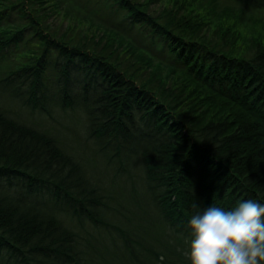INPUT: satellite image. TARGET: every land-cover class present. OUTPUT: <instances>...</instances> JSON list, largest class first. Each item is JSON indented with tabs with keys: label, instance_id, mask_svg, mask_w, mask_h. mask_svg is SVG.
<instances>
[{
	"label": "trees",
	"instance_id": "1",
	"mask_svg": "<svg viewBox=\"0 0 264 264\" xmlns=\"http://www.w3.org/2000/svg\"><path fill=\"white\" fill-rule=\"evenodd\" d=\"M75 1L0 0V252L14 264H190L194 214L264 204V19L246 14L264 0H86L123 32ZM54 13L72 35L51 30ZM78 18L88 26L74 32ZM49 103L76 105L93 150L2 106Z\"/></svg>",
	"mask_w": 264,
	"mask_h": 264
},
{
	"label": "clouds",
	"instance_id": "2",
	"mask_svg": "<svg viewBox=\"0 0 264 264\" xmlns=\"http://www.w3.org/2000/svg\"><path fill=\"white\" fill-rule=\"evenodd\" d=\"M190 264H264V204L244 200L232 210L208 206L188 221Z\"/></svg>",
	"mask_w": 264,
	"mask_h": 264
},
{
	"label": "rangeland",
	"instance_id": "3",
	"mask_svg": "<svg viewBox=\"0 0 264 264\" xmlns=\"http://www.w3.org/2000/svg\"><path fill=\"white\" fill-rule=\"evenodd\" d=\"M95 1H91L89 3H86V0H76L75 3L77 4L81 10L89 13L94 21L100 22L103 24L105 27H109L112 29H119L121 32H123V29L120 28L119 25V17L116 15H113L109 12V10L103 9L101 4H96L94 3ZM83 3H86L87 6H84ZM157 4H160L158 2ZM156 4V5H157ZM155 5V6H156ZM246 14H250V18L252 19H259L263 20L264 14L262 11L257 10V9H249L248 11L246 10ZM80 21L81 18H78ZM86 19H83V21L76 27V31L73 30L74 32L80 31L79 28L86 29L88 26V23L85 21ZM78 21V20H77ZM250 21V20H249ZM48 23L51 25V30L56 29L57 30V35H59L60 32H65L67 35H72L73 32L71 31L72 29V24L74 23V20L70 19L69 17L63 15L62 13L52 15L48 19ZM71 24V25H70ZM264 25L263 23H260ZM258 24V27L259 25ZM71 27V28H70ZM95 27V26H93ZM74 28V27H73ZM90 32H94L95 34H99L97 28L96 29H89ZM129 34L131 35L130 37L132 38L134 43L139 42V36L136 34V31H130ZM145 40H141L143 42ZM23 49L24 46H20L18 48H15L11 50L10 52L8 51V56L4 57L6 60L7 58L9 59V63L11 61H17L18 59H21L23 56ZM2 67L0 66V71ZM1 75V72H0ZM53 80V79H51ZM51 103V102H50ZM50 103L47 105L48 112H41L38 109L36 110H29L26 107H11L9 104H3L2 106L5 108H9V113L12 117L15 118H21V120L29 125L35 126L39 129H44L52 134L56 135L60 140V142L67 146L69 149H72L74 147V151L76 154L81 153L83 150H86L87 153H89L92 148H89L88 145L89 143L86 142V134L83 131V121H82V114L80 110L75 107H65L64 109H61L59 105H57L55 108H53V105L50 106ZM0 104H2V101L0 100ZM90 150V151H89ZM136 172V166L133 165V170ZM124 186L127 187V189L124 190V192H128L130 190L129 186L127 183H124ZM124 187L123 185H120ZM114 191L121 192V189H118L117 184L115 187H113ZM125 199V198H123ZM0 264H14V260L11 259L7 254L0 252Z\"/></svg>",
	"mask_w": 264,
	"mask_h": 264
}]
</instances>
